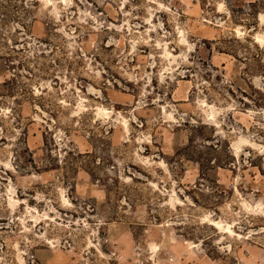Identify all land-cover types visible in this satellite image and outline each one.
Returning a JSON list of instances; mask_svg holds the SVG:
<instances>
[{
  "label": "rangeland",
  "instance_id": "rangeland-1",
  "mask_svg": "<svg viewBox=\"0 0 264 264\" xmlns=\"http://www.w3.org/2000/svg\"><path fill=\"white\" fill-rule=\"evenodd\" d=\"M13 4L0 264H264V0Z\"/></svg>",
  "mask_w": 264,
  "mask_h": 264
},
{
  "label": "trees",
  "instance_id": "trees-1",
  "mask_svg": "<svg viewBox=\"0 0 264 264\" xmlns=\"http://www.w3.org/2000/svg\"><path fill=\"white\" fill-rule=\"evenodd\" d=\"M14 0H0V10L1 12L9 13L10 8H12Z\"/></svg>",
  "mask_w": 264,
  "mask_h": 264
},
{
  "label": "bare ground",
  "instance_id": "bare-ground-1",
  "mask_svg": "<svg viewBox=\"0 0 264 264\" xmlns=\"http://www.w3.org/2000/svg\"><path fill=\"white\" fill-rule=\"evenodd\" d=\"M261 39V38H260Z\"/></svg>",
  "mask_w": 264,
  "mask_h": 264
}]
</instances>
